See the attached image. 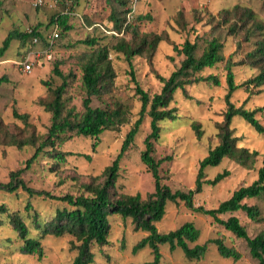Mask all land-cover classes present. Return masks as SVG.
Wrapping results in <instances>:
<instances>
[{
	"label": "rangeland",
	"instance_id": "obj_1",
	"mask_svg": "<svg viewBox=\"0 0 264 264\" xmlns=\"http://www.w3.org/2000/svg\"><path fill=\"white\" fill-rule=\"evenodd\" d=\"M37 1L0 0V46L11 31L28 32L38 26L42 37L36 45L13 40L0 58V77L6 76L8 79L7 83L0 86V123L3 132L21 141H27L30 136H46L51 125V114L45 111L39 101L50 100L44 82L51 88L61 85L62 80L52 74L55 64L66 78L67 86L63 96L65 108H72L75 113L80 114L85 97L81 82L82 66L89 55L101 47L107 48L108 59L115 75L110 94L103 98L106 102L119 101L128 108L129 113L127 123L117 130L103 132L95 141L73 137L63 142L57 150L70 153L63 161H56L47 153L40 154L30 169L22 174L26 185L38 191H47L54 196L78 195L80 184L101 176L103 170L110 166L119 153L125 135L137 120L140 102L129 75L130 69L125 57L114 49L119 38L131 41L132 34L137 33L135 43L140 38L149 41L155 35L163 39L153 51L151 63L145 56H134L131 59L135 81L150 97L158 93L162 86L155 79L154 72L168 78L179 67L183 56L174 52L172 47H180L185 40L196 43L198 57L205 46L204 41L218 37L224 44V58H230L235 63L232 68L235 84L243 83L257 74L256 69L247 66L245 57L253 49L258 36L264 35V0H136L135 3L123 0L126 1L125 7L117 0H78L77 3L41 0L43 5H38ZM235 5L252 10L256 20L263 25L262 32L250 33L251 30L247 31L246 28L229 34V26L234 22V17H229L230 21L226 24H220V19L223 10H231ZM128 9L130 12L124 14ZM56 15H66L67 30L50 22ZM111 17L120 21L125 19L124 34L114 30ZM56 25L58 37L52 48L51 60L45 62L42 59V64L35 65L30 73L20 71L15 62L33 50L43 49L47 35ZM247 36L250 37L249 41L245 40ZM89 40H94L95 43H83ZM208 75H215L219 84L215 86L200 82L191 85L186 88L189 98H185L180 90L174 93L170 107L176 108L179 118L174 121H162L159 139L153 143V158L156 161L167 158L159 167V175L162 183L172 191L194 188L198 162L217 144V125L223 120L224 96L227 90L224 63L198 73L201 77ZM247 97L248 92L239 89L232 95L231 102L236 107L243 105L247 110L264 109V85L254 88L251 96ZM91 106L103 107L104 104L102 100L93 98ZM13 111L20 115L26 114L27 124L16 119L12 115ZM256 118L264 125V111L257 113ZM191 121L200 125V139L195 137L190 127ZM149 123L150 118L145 112L131 148L120 160L116 183L120 193L139 194L141 198H145L154 190L153 179L139 158L144 150L143 141L150 133ZM231 128L234 135L239 137L240 146L258 153L256 163L253 169L246 170L224 159L220 166L207 168L206 180H212L224 169L228 170L230 175L215 186L204 185L202 191L194 196L195 206L216 208L240 186H248L257 179V170L262 165L264 154V136L257 134L239 117L233 119ZM94 142H97V147L95 152H92L91 146ZM34 150L35 147L29 145L21 148L0 145V182H7L10 172L24 168L25 161L32 156ZM27 201L32 204L41 219L64 205L43 197L29 198L21 190L13 194L0 192V205H4L9 211L21 212L31 237L35 236V232L31 219L23 210ZM243 203L257 206L260 210V222L249 220L241 211L233 214L241 225L245 226L249 237H254L264 230V198L245 200ZM228 217L229 215H223L219 218L225 220ZM185 222H192L200 233L198 240L189 244L190 247L219 238L223 239L226 246L235 248L241 258L238 261L222 258L215 246L210 244L201 260L189 261L179 249L170 251L166 245L160 247V264H257L249 256L244 241L236 239L210 217L188 210L182 203H168L162 220L155 226L159 232L166 233L179 228ZM109 224L108 245L93 249L92 264H142L152 259L148 248L133 252L135 244L147 234L134 231L130 219L111 217ZM72 243L74 246L78 244L70 236H49L41 240V259L24 255L20 253L22 243L13 232L6 214H0V264H72L77 255Z\"/></svg>",
	"mask_w": 264,
	"mask_h": 264
},
{
	"label": "trees",
	"instance_id": "obj_2",
	"mask_svg": "<svg viewBox=\"0 0 264 264\" xmlns=\"http://www.w3.org/2000/svg\"><path fill=\"white\" fill-rule=\"evenodd\" d=\"M57 1L65 3L78 2V0ZM117 1L121 6H126V1ZM129 12L130 9L125 10L124 14ZM222 14L220 24L228 23L231 17L235 19L229 26V34L231 35L237 30L246 28L247 31L251 30L250 33L262 32L263 30V25L256 20L253 11L248 8H241L235 5L231 10H223ZM66 19V15H56L51 18L50 22L67 30ZM111 20H113L114 30L124 34L123 24L125 19L120 21L111 17ZM128 28H130V25H128ZM136 36L137 33H133L131 41L119 38L114 45V49L121 53L128 63L129 75L134 83V91L140 102L138 118L125 135L119 153L110 166L103 170L101 176L93 177L88 182L80 184L78 195L54 196L47 191L35 190L26 185L22 179V174L30 169L40 154L47 153L56 161L65 160L70 153L60 152L57 147L73 137H84L95 141L103 132L117 130L128 122V108L124 104L117 100L106 102L103 98V96L110 94L113 79L115 78L106 47L93 51L82 66L81 82L85 97L82 100L83 110L80 114L75 113L72 108H65L63 96L67 86L66 78L58 70V65L55 64L52 74L62 80L61 85L51 88L44 82L43 84L48 90L50 100L47 102L39 101L45 111L51 114V125L46 136L40 138L30 136L27 141H21L13 135H6L0 123V145L16 146L17 148L28 145L35 147L32 156L25 161L24 168L10 172L8 181L5 183L0 182V192L13 194L21 190L29 198L33 196L43 197V199L64 204L56 208L51 215L41 219L32 204L29 201L26 202L23 210L31 219L35 232L33 237L30 236L29 227L21 212L18 210L9 211L4 205H0V214H6L13 232L22 243L20 253L41 259L43 257L42 239L49 236L54 238L70 236L78 243L75 246L72 243L77 250V255L72 264H92L94 262L93 249L103 248L108 245L110 235L109 219L111 217H120L122 220L130 219L134 231H141L147 234L133 247L134 253L143 248L150 250L152 259L142 264H160V247L166 245L170 251L179 249L189 261L201 260L210 244L215 246L217 253L222 258L232 259L233 261H238L241 258L240 253L235 248L226 246L223 239L219 238L208 240L202 245L196 244L190 247L189 244L195 243L200 235L199 230L192 222H185L179 228L166 233L159 232L155 225L162 220L167 204L182 203L188 210L210 217L236 239L244 241L248 248L249 256L257 264H264V230H261L254 237H249L245 226L241 225L236 216H233V214L241 211L245 213L249 220L260 222L259 208L254 205L248 206L243 202L245 200L264 198V154L262 156V165L257 170V179L252 184L240 186L228 199L219 203L216 208L206 209L202 206H195L194 203V196L202 191L204 185L215 186L230 175L229 171L224 169L221 173L216 174L212 180H206L205 170L207 168L220 166L224 159H228L246 170L253 169L256 163L258 153L238 144L239 137L234 135L231 124L233 119L239 117L257 134L264 136V125L256 118V114L264 111V109L247 110L243 105L236 107L231 102V97L237 90L242 89L244 92H248L247 98H249L254 88L264 85V35L258 36L253 49L245 57L247 66L251 69H256L257 74L240 84H235L234 82L232 68L235 63L230 58H224V44L218 37L205 40L203 51L198 57L196 56V43L185 40L180 47L173 45V51L178 55H182L183 59L179 67L168 78H164L154 72L155 79L162 86L160 91L151 97L135 81L131 59L134 56H145L151 63L153 51L163 39L155 35L149 41L146 38H140L135 43ZM252 36L254 37V35ZM33 37H37L38 40L42 38L38 31V26L28 32H9L1 43L0 58L3 57L13 40H18L22 44L31 43ZM249 38L247 36L245 40L249 41ZM83 43L93 45L95 41L89 40ZM219 63H224L227 90L224 96L225 111L223 120L217 125V144L198 162L194 188L187 191L181 189L172 191L162 183V178L159 175V167L167 158L156 161L152 156L154 152L153 143L158 141L162 131L160 123L165 120L174 121L179 118L176 114V108L170 107L176 91L180 90L185 98H189L186 88L191 85L200 82H207L215 86L219 84L215 75L198 76V73ZM7 82L6 76L0 77V86ZM93 98L102 100L104 106L92 107ZM146 109L148 110L146 111ZM145 112L150 118V133L143 141L144 150L140 153L139 158L153 179L154 190L152 193L147 194L145 198H141L139 194L120 193L116 183L119 176L120 160L131 148ZM12 115L27 124L28 116L26 114L20 115L13 111ZM190 127L195 137L200 139L202 134L200 125L196 121H191ZM96 147L97 142H94L91 146L92 152H95ZM86 158L89 160L88 156ZM223 215H229V217L225 220L219 218Z\"/></svg>",
	"mask_w": 264,
	"mask_h": 264
},
{
	"label": "built area",
	"instance_id": "obj_3",
	"mask_svg": "<svg viewBox=\"0 0 264 264\" xmlns=\"http://www.w3.org/2000/svg\"><path fill=\"white\" fill-rule=\"evenodd\" d=\"M135 3L136 0H131ZM38 5H43L41 0L37 1ZM58 37L57 25L51 29L50 33L47 35L45 39V46L43 49H36L31 51L27 56L22 57L19 61L15 62L17 68L23 73H30L35 65H41L42 59L47 62L51 60V52L53 45ZM38 38L33 37L31 40L32 45H36L38 43Z\"/></svg>",
	"mask_w": 264,
	"mask_h": 264
}]
</instances>
